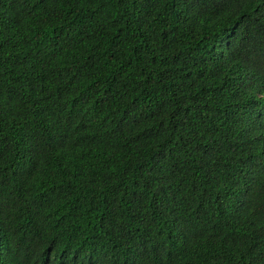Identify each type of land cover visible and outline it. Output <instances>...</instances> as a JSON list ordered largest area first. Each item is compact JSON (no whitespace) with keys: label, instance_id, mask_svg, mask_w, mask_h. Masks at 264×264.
I'll use <instances>...</instances> for the list:
<instances>
[{"label":"trees","instance_id":"16d2710c","mask_svg":"<svg viewBox=\"0 0 264 264\" xmlns=\"http://www.w3.org/2000/svg\"><path fill=\"white\" fill-rule=\"evenodd\" d=\"M0 264H264V0H0Z\"/></svg>","mask_w":264,"mask_h":264}]
</instances>
